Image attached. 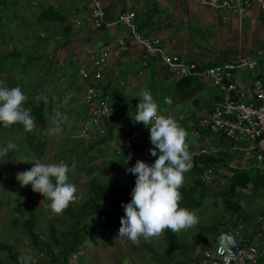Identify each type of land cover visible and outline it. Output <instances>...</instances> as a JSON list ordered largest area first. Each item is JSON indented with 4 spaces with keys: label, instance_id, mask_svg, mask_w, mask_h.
I'll return each mask as SVG.
<instances>
[{
    "label": "trees",
    "instance_id": "16d2710c",
    "mask_svg": "<svg viewBox=\"0 0 264 264\" xmlns=\"http://www.w3.org/2000/svg\"><path fill=\"white\" fill-rule=\"evenodd\" d=\"M2 1L6 0H0V11L3 6H6V3H2ZM14 3L15 1H12L10 5ZM51 13L55 15L51 7L38 9L33 26L32 24H26V21L22 20L15 10L7 14L3 20L0 19V42L14 41V44L10 48L0 52V73L7 72L0 79L3 82L7 81V86L11 88L15 85L24 86L22 84V77L23 73H26V65L28 63L37 62L41 58L49 63L50 61L53 62L55 56L52 58V54L54 51L56 52V45L54 46L53 42H57L54 39L56 28L66 33V31H69L70 26L67 24L55 26L46 23L47 20L54 18ZM11 21L14 22L13 28L18 29L20 35L23 32L27 36L25 40H21L23 34L19 38L16 37V39H20L17 40L20 41L21 46L16 45L17 40L15 42V35L9 34L12 28L8 26V23ZM46 47L50 49L52 54L46 50ZM188 60L193 61L196 68H201V65L195 59ZM21 62L23 63L20 64ZM155 62L156 59L151 58L147 60L145 65L150 67L151 65H155ZM59 67V70L61 67L62 69L60 72H57L59 74L55 75L58 78L57 84L59 80H63L64 86L60 88L58 85L51 83V88H53L57 98L62 95L63 89L68 90L73 88L80 91L81 86L79 85L77 66L73 62H70L65 67ZM165 70L167 69L165 68ZM12 71L18 74V79L14 80L12 78L10 73ZM52 77H50V82L53 80ZM197 78L200 77L195 75H176L173 87L170 86L169 88L163 85L168 90L164 91L165 93L161 98L163 101L160 103L162 104L161 111L158 113L170 116L186 130L188 133L186 137L188 149L195 147L196 142H199L211 132L202 125L200 128L194 127L195 125L190 121L189 116L177 119L173 115L170 106L165 103V98L170 97L173 101L172 105L189 99L194 94L195 88L193 82ZM200 80L202 79L200 78ZM157 81H160V79H149L148 85L151 82L157 83ZM36 84L34 87L29 86L28 96L31 99L29 105H27L28 108H31V115L35 118L33 129L26 132L20 124H15L8 128L0 125L3 130L16 133L17 137L15 139L11 137L10 139H6V141H11L18 145V150H10L7 155L0 156V195L4 192L7 195L10 193L19 195L22 188L25 187H22L17 180V173L14 170L20 168L24 172L30 170L34 166V163L49 164L50 160L59 162L63 159L64 162L61 163L67 164L70 168L69 182L73 183L77 181V184H74L77 188V199L61 215H54L51 211L47 215H37L31 210L33 206L26 208L20 203L12 204L6 215L4 217L0 216V264H93L86 262L83 258L87 254L86 251L91 248V245L88 246V244L101 240L102 237L100 235L104 231L107 232L105 227L107 228L113 224L112 215L116 211H121L117 213L118 216L122 212L125 213L121 205L122 203L127 204L131 201V193L136 180V176L133 174H130L127 178L123 177L124 162L122 160L125 155L121 151L122 146H113L110 150V152L116 154V159L114 162L112 161L114 175L108 172L106 174L104 171L106 162H103V159L98 161L96 158L101 157L100 154H104V157L107 155L105 151V139L111 135L113 126L125 117L127 119L123 122L127 124V132L131 135H136V131L140 129L144 132L136 135L138 139L143 144H151L149 129L142 123H134L132 118L135 116L136 106L142 98L139 94H136L132 97H126L125 100L123 99V104H119L118 96L114 97V99L111 97V100H113L110 103V105L112 104V122L108 125L106 132L97 137L91 136L88 142H84L81 137L68 132L63 136V141L68 140V143L63 142L60 150L53 154L54 158H50L49 147L53 135H48L47 131L49 128L56 126H58L59 131L62 130L68 116L64 117L61 112H58V109L54 105V100H52L47 91L45 92V97H41L38 90L39 83L37 82ZM103 87L107 86L103 85ZM145 89L154 96L153 100L157 103L155 99L156 92L152 91L151 86H146L143 90ZM128 98L131 101L127 100ZM80 102L81 107L75 110V115L70 117L72 123L71 131L79 127L81 122L86 118L85 110L87 106L82 99ZM160 104L157 103L158 106ZM191 116L194 117L193 115ZM186 123L190 124L184 127ZM195 130L196 134L191 135ZM54 132L57 133L56 130ZM218 136L224 139L223 135ZM213 144L219 147L215 141H213ZM129 145L135 150L137 149L133 144L129 143ZM226 158H230V155L228 152L222 151L221 146L215 152L201 153L194 156L191 159V168L189 170L192 174L191 180L189 183H183L179 189L182 196L179 206L182 208L191 211L202 205L206 195L216 194L220 199L224 212L230 211L234 215L231 219L213 220L208 223H198L195 225L194 227L199 229L202 237L226 232L230 226L235 227L238 220L243 218V215H248V213L244 212L243 206L247 204L249 199H252L260 192V188H264V168L258 169L255 166L231 168L227 166ZM155 159L156 157L151 156V153H145L140 158L141 161L149 165ZM73 160L76 161L75 166L71 164ZM197 162H201L202 166H197ZM206 165H212L216 168L217 166L225 167L227 170L224 173L226 185L223 188H217V184L199 180L197 173ZM227 172L228 174L226 175ZM106 175L111 180L106 179ZM15 183L18 186L11 188ZM36 195L41 197V206L45 203H50L41 194L33 192L32 188H30V192L22 200L28 201L32 196ZM258 208L259 214H263L264 206H259ZM244 234L245 232H243ZM184 236V234L173 233L171 230L166 229L163 235L159 237L163 245V263L175 261L176 264H188L189 262L197 264L198 258L201 257V251L197 249L195 244L187 241ZM244 236L245 240L249 241L246 235ZM22 246L35 248L38 252L37 259L34 261L28 259L21 252ZM202 246L206 245L202 244ZM78 251H80V254L75 257V261L69 262V258L78 253ZM111 259V264H120V259L117 256Z\"/></svg>",
    "mask_w": 264,
    "mask_h": 264
},
{
    "label": "crops",
    "instance_id": "0c3cea01",
    "mask_svg": "<svg viewBox=\"0 0 264 264\" xmlns=\"http://www.w3.org/2000/svg\"><path fill=\"white\" fill-rule=\"evenodd\" d=\"M11 1L15 0H6L2 3L5 2L10 6ZM25 1L32 5V21L38 9L51 7L55 15L51 13L54 18L47 20L46 23L55 26H60V24L70 26L66 33L56 28L54 39L57 42L53 43L54 46L56 45L59 62L63 59H68V64L73 62L77 66L78 76L80 69L89 63L91 55L103 46L109 45L108 55L101 66L103 85L107 86L105 88L111 92L113 99L118 96L119 104H123V99L125 100L126 97L137 94L136 92L141 90V85L149 79L162 80L165 75L171 74L167 83L173 87L176 75L167 72L161 61L156 60L155 65L150 67L141 64V48L125 36L126 26L124 24L110 23L98 28H92L89 25L87 0ZM100 1L108 19H113L117 13L124 10L133 11L132 20L137 29L143 34L157 36L162 48L168 53L195 59L201 66L213 65L225 60L244 62L232 70V80L237 89L243 92L245 100L254 101L250 88L251 80L254 77L264 79V19L257 4L239 14L233 8L220 5L221 0ZM26 17V24L30 25L29 16L26 15ZM77 20L78 23H76ZM201 79L194 80L195 91L189 99L183 104L178 102L170 106L177 119L189 116L192 121L191 115L200 117L220 100L219 88L213 85L208 78ZM158 103L160 104L161 101ZM126 119L125 117L122 121ZM115 127L114 125L111 137L118 139L121 136L117 134ZM140 132L144 131L140 129L136 131V133ZM214 141L219 147L221 146L222 151L231 152L229 140L226 141L215 135ZM229 155L232 158L230 153ZM238 166L256 167L252 162ZM223 178L225 180V176ZM259 190V193H264L263 187ZM254 223L245 230L238 225L242 237L246 235L248 242L256 244L260 252L257 261L259 264H264V258L261 259V256L264 257V216L260 223L255 221L254 216ZM243 232H245L244 235ZM167 263H175V261ZM188 264L196 263L189 262Z\"/></svg>",
    "mask_w": 264,
    "mask_h": 264
},
{
    "label": "built area",
    "instance_id": "2783aa9c",
    "mask_svg": "<svg viewBox=\"0 0 264 264\" xmlns=\"http://www.w3.org/2000/svg\"><path fill=\"white\" fill-rule=\"evenodd\" d=\"M89 3L88 23L92 28H98L110 23H122L126 26L125 36L129 37L141 48V64L145 65L148 59H156L162 62L165 68L176 75L206 77L217 86L221 92L218 100L212 108L201 116V125L209 129L215 135H223L230 142L231 160L227 163L230 167H239L246 163L248 154L255 160L252 164L264 168V79L254 77L250 88L254 101L243 98V92L237 89L232 80V70L244 62L225 60L209 66L196 68L195 63L175 53L166 52L159 38L154 35L141 33L132 18L134 12L124 10L116 14L113 19H108L100 0H87ZM254 4L261 9L264 19V0H221L220 5L233 8L237 13L246 12ZM79 21L77 20L76 23ZM109 51V45L100 48L91 55L89 63L79 71L80 98L86 104V120L81 123L79 136L89 141L91 136H100L106 132L111 121L110 100L111 92L103 87L101 66ZM243 61V60H242ZM122 122H119V125ZM196 132V130H195ZM194 132V133H195ZM121 138L133 144L136 151L142 155L150 153L154 146L143 144L136 135L127 132V125L122 123ZM228 149V148H227ZM191 158L201 153L215 152L217 147L207 137L195 143V147L188 150ZM235 162H234V161ZM246 161V162H245ZM237 164V165H236ZM201 167V162H197ZM219 172V173H218ZM222 170L212 165L203 166L197 176L200 181L211 184H219L218 176ZM262 215L255 216V221L260 223ZM225 233L232 234L237 243L230 251L222 254L218 251V242L201 249V257L197 264H259L260 254L254 242H248L242 237L239 226L229 228Z\"/></svg>",
    "mask_w": 264,
    "mask_h": 264
},
{
    "label": "clouds",
    "instance_id": "9594fccd",
    "mask_svg": "<svg viewBox=\"0 0 264 264\" xmlns=\"http://www.w3.org/2000/svg\"><path fill=\"white\" fill-rule=\"evenodd\" d=\"M139 95L142 99L136 106L133 122L142 123L149 129V138L154 146L150 153L156 159L151 165L137 160L133 167L126 169L136 176V180L131 201L121 205L125 215L120 219L117 236L127 238L136 245H139L141 238L147 242L162 236L166 229L179 233L199 223L194 212L179 206L182 199L179 189L184 183V173L191 168L192 158L186 144L188 133L170 116L158 114V105L147 89ZM26 100L19 86L9 88L0 81V125L8 128L20 124L26 132L31 131L35 118L31 115V108L24 107ZM165 103L171 106L173 101L166 97ZM80 126L77 127V136ZM10 150H18V145L7 142L0 149V156L7 155ZM69 172L70 168L65 163H34L30 170L17 173L16 178L22 187L30 184L33 192L50 201L46 207L50 208L52 214L61 215L77 199V188L69 182ZM236 243L232 234L221 233L218 251L221 254L230 251Z\"/></svg>",
    "mask_w": 264,
    "mask_h": 264
},
{
    "label": "rangeland",
    "instance_id": "374dc122",
    "mask_svg": "<svg viewBox=\"0 0 264 264\" xmlns=\"http://www.w3.org/2000/svg\"><path fill=\"white\" fill-rule=\"evenodd\" d=\"M10 2V1H8ZM12 2V1H11ZM32 5L26 3L25 0H15V3L13 5H6L2 7V10L0 11V19L3 20L5 18V16L7 14H9L10 12H13L15 10V12H17L22 20H26V15L29 16V21L30 24H32L33 26V21L32 18L33 16L31 15L33 12V9L31 7ZM5 7V8H4ZM19 17V18H20ZM8 26L11 29V32L9 33L10 35H15V42L16 40L23 34V32H20L18 29H14V22L11 21L8 23ZM16 37H18L16 39ZM27 36L25 34L22 35L21 40H25ZM20 40V39H18ZM16 42V45L21 46L20 41ZM14 44V41H8V42H0V52L1 51H5L8 48H10L12 45ZM52 44V43H51ZM46 50L50 51V49L48 47H46ZM52 54V53H51ZM55 56V57H54ZM53 62L50 61H44L43 58L39 59L37 62H31L28 63L26 65V73H23V77H22V84L24 86H19L22 90V92L26 95L27 100L25 102L24 107L28 108L27 105H29V101H30V97L28 96L30 87L32 86L34 87L35 85H37L36 83L38 82V86H39V95L41 97H45V92L47 91L50 96L52 97V100H54V105L55 107L58 109V112H61L62 115L64 117H67V121L66 124H64V127L62 130H58V126L56 127H51L48 129L47 133L48 135H53V138L50 141V147H49V153H50V158H54L53 154L58 150H60V146L63 145V142H65L66 144L68 143V140L63 141V136L68 133V132H72L74 135L77 134L78 129L77 127L73 129V131H71V127H72V123H71V118L72 115H75V110L79 109L81 106V102H80V97H79V91L78 89H68V90H62V95H60L59 98H57V96L55 95L53 88H51V83L52 84H56L58 85V87L61 88V86H64V82L63 80H59L58 84H57V72H60L59 67L60 65H67L68 64V59H63L62 62H59L58 57L56 55V52L54 51L52 54V58ZM23 62H21L20 64H22ZM31 67V69H30ZM162 71V69H161ZM7 73V72H6ZM6 73H0V77L4 76ZM12 78L18 79L19 76L17 73H14L13 71L10 72ZM164 74V73H163ZM53 76V77H52ZM169 76H172L171 74H169L168 76L165 75V77L160 81H157V83L155 82H151L149 85V80L143 85H141L140 89L143 90L146 86H151L152 91L156 92V101L157 103L159 101H163L161 100V98L163 97V94L168 90L167 87L170 88V85L167 83V79H169ZM50 77L53 78V80L50 82ZM1 81V79H0ZM27 84V86H26ZM3 85L6 87L7 86V81L3 82ZM163 85L167 86L164 87ZM16 87V85L14 86ZM11 88V87H9ZM37 88V87H36ZM81 90V88H80ZM140 90V91H141ZM166 90V91H165ZM136 92L137 94L140 93ZM165 91V92H164ZM136 94H133V96ZM154 99V96H152ZM129 100V98L127 99ZM131 101V100H129ZM113 102V100L110 101V103ZM184 101L180 102L183 104ZM161 106L162 104H160L158 107L160 108L158 110V113H160L161 111ZM184 107V106H183ZM72 110V111H71ZM110 110H111V105H110ZM205 114V113H204ZM203 114L200 115V117ZM199 116H194L191 118V122L194 123V127L200 128L201 124V118ZM190 124V123H189ZM189 124L186 123V126H188ZM116 131L117 134L119 136H121V131H122V123H120L119 125H117L116 127ZM56 130L57 133H53V131ZM141 133V132H140ZM137 133V134H140ZM136 134V135H137ZM195 133L191 134V135H195ZM198 135V132H197ZM15 139L17 137L15 132H8L6 130H3L2 127H0V148L5 147L7 144L6 139H10V138ZM208 139H213V141L215 140V134L214 133H208L207 136ZM193 139V138H192ZM106 142V148L105 151L107 152V155L104 157V154H100L101 157H97L96 159L98 161H101L103 159V162H106V165L104 166V171L107 174L108 173H113L114 175V171L112 169V161L114 162V160L116 159V154L110 152L111 147H113V145L119 147L122 146L121 151H123L124 153V157L122 162H124V168H123V177L127 178L131 173L127 172L126 169L133 167L137 160H140L141 158V153L137 152L132 146L129 145L128 142L123 141V139L120 137L118 139L111 137V135L105 139ZM195 143V142H194ZM104 157V158H103ZM226 164L231 160V158H226ZM247 162H255L253 156L251 154H248L246 159ZM245 161V162H246ZM61 162H64L63 159H61L59 162L50 160L49 164H59ZM72 165H76V161L73 160L71 161ZM237 165V164H236ZM228 166V164H227ZM230 167V166H229ZM252 167V166H251ZM254 167V166H253ZM218 170H222V174L220 176H218V178L220 179L219 184L217 188H223L226 183L224 181V173L227 171L225 169L224 166H217ZM232 168V167H231ZM258 169H261L260 167L257 166ZM16 173L22 172V169L18 168L16 170H14ZM219 173V172H218ZM69 175V173H68ZM191 172H186L184 173V183H189L191 180ZM107 177H105L108 180H111V178L108 177V175H106ZM80 179V177H79ZM78 179V182H79ZM72 184H77V181H74ZM216 185V186H217ZM18 185L15 183L14 186L12 185L11 188H16ZM214 186V185H212ZM215 186V188H216ZM30 188H32V186L29 184L27 186H25L24 188H22L21 192L18 194L15 193H10L7 195L6 192L2 193L0 195L1 197V202H0V216L4 217L8 211V209L11 207L12 204H17L20 203L21 205H23L26 208H31L33 206V208L31 209L34 213H36L37 215H47L49 214V212L51 211L50 208L46 207V205H48L49 203H45L44 205H40L41 202V197L40 196H32V198H30L28 201H26L25 199L22 200V198H24L29 192H30ZM19 199L20 202H19ZM264 203V193L261 194L258 192V194L253 197L252 199H249L247 201V204L245 206H243V210L244 212L248 215H241L243 218L238 220V223L236 226L241 225V228L243 227V229L245 230V228H249V226H253L254 223V216H257L259 214V206H262ZM192 212L195 213V215L198 217L199 219V224H204V223H208L211 221H217V220H223V219H231L234 217V215L232 213H230V211L228 212H224L222 206H221V202L220 199L218 198V196L216 194L211 195L208 194L205 196L202 205L191 210ZM118 212L121 211H116L115 214L112 215V223L110 226H108L107 228L105 227V230H107V232H103L100 236L102 237L100 241L98 242H93V243H89V245H91V248L89 250L86 251L87 254L84 255V259L86 262L88 263H93V264H111L113 257H116L118 259H120V264H166L163 263L162 259H163V253H162V249H163V245L162 242L160 240V238H153L147 242L144 241L143 238H141L139 245L133 244L131 241H129L127 238H119L118 236V232H119V228L121 226L120 224V219L122 216L125 215L124 212H122L121 214H119V216L117 215ZM264 216V215H262ZM3 219V218H2ZM114 221V222H113ZM239 224V225H238ZM229 228H232L231 226ZM180 234H184L185 238L187 239V241L193 243L196 245V247L198 249H201L206 247V246H211L214 243L218 242V237L220 236L221 233H225V232H220L216 235L210 236L207 235L205 237H202L200 234L199 229H197V227H192L190 229L187 230H183L181 232H179ZM99 237V236H97ZM202 244H205L206 246H202ZM21 252H23L25 254V256L30 259L31 261H34L35 259H37L38 257V252L36 251L35 248H31L30 246H22L21 247ZM80 251H78V253H76L75 255L71 256L69 258V262H74L75 261V257L77 255H79ZM263 259L264 257L261 256ZM165 259V258H164ZM167 264H175V263H167Z\"/></svg>",
    "mask_w": 264,
    "mask_h": 264
}]
</instances>
